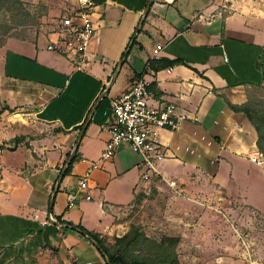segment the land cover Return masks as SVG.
I'll use <instances>...</instances> for the list:
<instances>
[{"label": "crops", "instance_id": "0c3cea01", "mask_svg": "<svg viewBox=\"0 0 264 264\" xmlns=\"http://www.w3.org/2000/svg\"><path fill=\"white\" fill-rule=\"evenodd\" d=\"M56 1L43 12L44 21L58 17L71 2ZM94 1L98 31L88 59L49 50L51 30L35 40L7 36L0 46V264H108L77 225L101 236L127 232L119 210L144 191L139 155L121 145L93 172L91 199L69 207L68 194L77 189L87 160L98 159L110 138L102 124L114 118L112 98L139 77L148 81L153 104L174 102L185 117L180 128L158 131L167 155L159 161L162 175L176 179L181 193L202 205L255 204L248 181L260 164L258 131L229 102L246 103L248 87L262 81L264 0H156L135 37L139 50L130 54L133 46L129 49L115 83L98 103L79 158L50 206L78 127L111 79L150 0ZM119 30L118 48L107 58L101 43L109 44ZM150 59L155 66L174 62L156 69ZM58 216L61 223L55 222ZM227 231L232 234L231 227ZM193 232L187 239L198 247L189 249L197 258L202 246Z\"/></svg>", "mask_w": 264, "mask_h": 264}, {"label": "rangeland", "instance_id": "374dc122", "mask_svg": "<svg viewBox=\"0 0 264 264\" xmlns=\"http://www.w3.org/2000/svg\"><path fill=\"white\" fill-rule=\"evenodd\" d=\"M1 1L3 6H1ZM57 4L56 0H0L2 28L4 29L6 24L9 25V28L5 29L8 31L7 36L35 40L41 32L53 29L57 16L44 21L42 15L49 6ZM61 6L63 3L58 7ZM43 21L45 27H42ZM120 31L112 34L109 44L101 43L103 53H106L107 58H111L118 48ZM0 34L4 37L3 33ZM137 44L138 40L130 54L139 50ZM248 97L251 98L259 113L264 115V77L260 84L248 87ZM261 153L264 155L263 152ZM68 157L69 154L66 160ZM173 169L176 168L171 165L170 170ZM253 174V179L248 181V184L250 188L252 187L250 193L255 202L254 206L244 203L243 200L242 202L225 201L224 205L216 204V207H213L214 204L202 205L189 199V194L185 193L187 194L185 196L184 193L171 188L166 182L157 180L144 187L137 202L125 205L119 210L121 214L119 219L127 225L128 230L133 224H137L155 239H160L163 235L178 236L181 264H264V163H256ZM204 201L209 203V200L204 199ZM194 212L196 213L193 214ZM196 214L197 217H195ZM210 215L215 218L213 223L206 219ZM227 226L232 229L231 235L227 231ZM192 229H194L192 234L202 246V250L200 248L201 251L197 252V258L191 257L189 251L194 245L191 240L187 239L188 232H192ZM115 234L116 232L106 233L102 238L107 243L113 244L114 237L117 236ZM90 243L93 251L99 254L100 250L97 246L91 241ZM194 247L198 248L195 245ZM87 255H84L83 260L87 258ZM91 255L95 256L93 253Z\"/></svg>", "mask_w": 264, "mask_h": 264}, {"label": "built area", "instance_id": "2783aa9c", "mask_svg": "<svg viewBox=\"0 0 264 264\" xmlns=\"http://www.w3.org/2000/svg\"><path fill=\"white\" fill-rule=\"evenodd\" d=\"M97 8L94 0H71L55 20L51 30L54 38H51L47 48L80 61L88 59L98 31L94 18ZM150 94L148 81L139 77L127 90L112 98L114 118L102 124V129L109 132L110 138L98 159L87 160L89 165L79 177L77 189L68 194L69 207L80 199L92 198L93 172L111 159L123 144L130 145L139 155L140 179L145 186L158 180L182 192L176 179L165 177L160 172L159 161L167 155L158 131L180 128L185 117L178 113L174 102L153 104L149 100ZM255 159L260 164L264 163L261 152Z\"/></svg>", "mask_w": 264, "mask_h": 264}, {"label": "trees", "instance_id": "16d2710c", "mask_svg": "<svg viewBox=\"0 0 264 264\" xmlns=\"http://www.w3.org/2000/svg\"><path fill=\"white\" fill-rule=\"evenodd\" d=\"M1 6H3L2 1H1ZM145 22L146 19L144 20L143 25L139 30V32L143 30ZM4 26L5 28L3 29L2 28L3 24L0 22V33L4 34V37H1L2 34H0V46L4 44L6 40V36L8 35V31H6L5 29L6 28L8 29L9 25L6 24ZM136 41L137 38L134 39L132 46H134ZM130 50L128 51L127 54L123 52L122 56H126L127 58V56L130 53ZM172 62L174 61L165 60V62H163L162 64L160 65L156 64L155 66L154 59H150V67L159 69L161 67L168 66ZM175 62H179V60ZM258 66L263 79L264 54L261 56ZM229 104L234 110L244 111L247 114L248 118L250 119V121L253 123V125L256 127L258 131V146L260 151L264 153V115H261V113H259L258 109L255 108V105L253 104L251 98L249 97L246 103L233 104L229 102ZM83 123L84 122H82L78 128L81 129L83 127ZM79 154L80 153L78 149V152L76 153L73 160L70 162L64 177L71 173L74 163L79 158ZM139 197L140 195L136 198V202L140 199ZM57 219L59 221H62V218L60 216H58ZM69 224H73V222L69 221ZM77 226L83 230V234L85 236H86L85 233H88L98 240V242L101 245V248L98 247L101 254L105 257L106 260H107V256L110 258V262L107 261L108 264H181V260L178 252V245L180 243V238L178 236L163 235L160 239H155L149 236L140 225L133 224L125 234L121 236H115L114 237L115 242L113 244H110L107 243L106 240H104L99 233L91 231L81 224H78Z\"/></svg>", "mask_w": 264, "mask_h": 264}, {"label": "water", "instance_id": "95a60500", "mask_svg": "<svg viewBox=\"0 0 264 264\" xmlns=\"http://www.w3.org/2000/svg\"><path fill=\"white\" fill-rule=\"evenodd\" d=\"M155 1H156V0H150V1L148 2V4L146 5V7H145V9H144V11H143V13H142V17H141V19H140L139 25H138V27H137V29H136V31H135V35L132 37V39H131V41H130V43H129L128 48L125 50V53H126V54L128 53L129 49H130L131 46L133 45L134 39H135L136 35L139 33V30L141 29V27H142V25H143V22H144V20H145L147 14H148V11H149V9L151 8L152 4H153ZM125 58H126V56H123V57L120 59V61L118 62V65H117V67H116V69H115V71H114V73H113L111 79H110L109 82L107 83L105 89L100 93V95H99V96L97 97V99L95 100V102H94V104H93V106H92V108H91V111H90V113H89L87 119H86V120L84 121V123H83V127H82L81 131L79 132V135H78V137H77L76 143H75V145H74V147H73V149H72V151H71V153H70L68 159L66 160L64 166L62 167V169H61V171H60V174H59V177H58V179H57V181H56V184H55V187H54V190H53L52 196H51V200H50V206H51V207H52L53 204H54L55 197H56V194H57V192H58L59 185H60V183H61V181H62V179H63V177H64V175H65V173H66V171H67V169H68V167H69V164H70V162L73 160V158L75 157L76 153L78 152V148H79L80 142H81L82 137H83V135H84V133H85V130H86V128H87V126H88V124H89V122H90V120H91L92 114H93V112L96 110L98 103L101 101V99H103V98L109 93V89H110V88L112 87V85L115 83L116 78H117V76L119 75L120 69H121V67H122V64H123ZM55 222L59 223L60 221L55 220ZM60 223H61V222H60ZM77 228L83 232V230H82L80 227H77ZM84 233H85V232H84ZM85 234H86V236H87V237H88V238H89V239H90V240H91V241H92L97 247L101 248V245H100V243L98 242L97 239H95L92 235H90V234H88V233H85ZM107 261L110 262V258H109L108 256H107Z\"/></svg>", "mask_w": 264, "mask_h": 264}]
</instances>
